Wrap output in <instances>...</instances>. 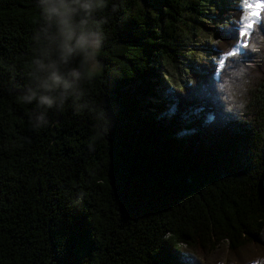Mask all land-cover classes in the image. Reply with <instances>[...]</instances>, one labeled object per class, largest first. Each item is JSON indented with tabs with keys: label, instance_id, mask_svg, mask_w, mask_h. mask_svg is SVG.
I'll list each match as a JSON object with an SVG mask.
<instances>
[{
	"label": "trees",
	"instance_id": "trees-1",
	"mask_svg": "<svg viewBox=\"0 0 264 264\" xmlns=\"http://www.w3.org/2000/svg\"><path fill=\"white\" fill-rule=\"evenodd\" d=\"M210 1L108 0L91 108L41 125L20 99L36 0H0V264L264 262V61L199 56L196 30L238 42L242 0L212 23ZM246 39L264 51V12ZM240 63L256 65L242 111L218 87Z\"/></svg>",
	"mask_w": 264,
	"mask_h": 264
},
{
	"label": "clouds",
	"instance_id": "clouds-1",
	"mask_svg": "<svg viewBox=\"0 0 264 264\" xmlns=\"http://www.w3.org/2000/svg\"><path fill=\"white\" fill-rule=\"evenodd\" d=\"M107 4L108 0H36L37 24L43 27H36L32 37L33 54L20 99L41 110L36 115L41 125L49 123L50 109L63 110L66 104L77 112L91 108L87 85L101 70L106 22L95 14ZM251 48L257 49V44ZM255 69L254 63H240L222 77L218 87L229 108H245Z\"/></svg>",
	"mask_w": 264,
	"mask_h": 264
},
{
	"label": "snow or ice",
	"instance_id": "snow-or-ice-1",
	"mask_svg": "<svg viewBox=\"0 0 264 264\" xmlns=\"http://www.w3.org/2000/svg\"><path fill=\"white\" fill-rule=\"evenodd\" d=\"M216 3L217 8L223 9V5L230 0H213ZM240 8L243 14L240 16L238 21L233 22L235 25V31L231 36L225 35V39H235L238 42L233 44L231 50L222 51L218 46H210L211 51L217 52L220 55L219 66L221 69L225 66V61L229 57L239 56L242 59L259 58L264 61V51H256V49L248 47V39L252 36L254 31V25L261 22V13L264 12V0H242ZM212 19H217V16L212 15ZM213 31H217L220 34L222 28H212ZM217 65L213 64V71H215ZM257 264H264V262H257Z\"/></svg>",
	"mask_w": 264,
	"mask_h": 264
},
{
	"label": "rangeland",
	"instance_id": "rangeland-1",
	"mask_svg": "<svg viewBox=\"0 0 264 264\" xmlns=\"http://www.w3.org/2000/svg\"><path fill=\"white\" fill-rule=\"evenodd\" d=\"M234 1L235 0H230V2H234ZM250 2H252V0H250ZM215 4L216 3H214L213 1H210L208 3V7L206 10V14L208 16L206 18L210 23L213 22L211 18V14H213V10L211 8ZM191 38L192 40L189 41V43L194 46V49L199 51V56L201 58H208L212 60H216L218 58L217 52L210 50V46H213L216 43V40L213 38L212 31L210 29L203 28L202 30H198V31L196 30L193 34H191ZM170 71L172 74L171 77L173 80H175V82L184 83L188 79L187 71L184 72L180 67L174 68L173 66H170Z\"/></svg>",
	"mask_w": 264,
	"mask_h": 264
},
{
	"label": "bare ground",
	"instance_id": "bare-ground-1",
	"mask_svg": "<svg viewBox=\"0 0 264 264\" xmlns=\"http://www.w3.org/2000/svg\"><path fill=\"white\" fill-rule=\"evenodd\" d=\"M218 64V63H217Z\"/></svg>",
	"mask_w": 264,
	"mask_h": 264
}]
</instances>
